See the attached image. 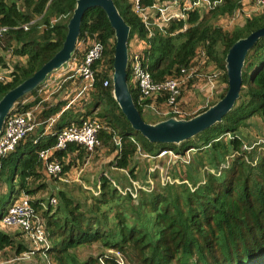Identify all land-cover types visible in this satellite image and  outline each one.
<instances>
[{
	"label": "trees",
	"instance_id": "obj_1",
	"mask_svg": "<svg viewBox=\"0 0 264 264\" xmlns=\"http://www.w3.org/2000/svg\"><path fill=\"white\" fill-rule=\"evenodd\" d=\"M75 1L22 0L25 8L20 10L16 1L0 0V26L9 27L0 37V48L25 58L24 63L13 64V70L8 73L10 81L0 82V99L61 48ZM242 1L221 0L211 11L189 12L184 22L171 21L164 31H156L151 38L146 37V30L128 0H113V3L130 26L128 37L137 33L146 40V64L154 80L180 74L196 54L204 50L205 58L221 72L225 85L228 82L224 60L228 49L236 40L264 27V8L232 30L223 29L215 21L217 17L234 13L242 6ZM152 2L141 0L140 4ZM37 16H41L40 21L24 30L23 24ZM59 16V20L49 23L50 18ZM45 24L41 30L39 25ZM80 25L78 41L85 34L95 35L103 47L101 59L94 62L95 76L89 96L92 110L84 115L87 118L99 109L96 117L103 125L97 136L99 144L116 149L112 151L120 150L115 162L119 168L128 166L139 147L152 155L171 151L185 156L189 152L184 174L190 181L158 185L149 191L139 189L138 197L132 199L130 194L122 197L116 186L103 177L99 194L91 196L90 205L59 194L57 206L48 202L44 209L42 200L30 198L35 211L45 219L48 246L38 252L45 259L43 264H92L98 259L91 257L80 262L70 250L94 241L118 254L125 264H264V146L263 151L258 148L246 151L241 132L250 126L253 117L264 118V37L247 52L239 97L222 120L179 144H163L147 142L126 121L113 99L108 72L113 71L114 30L105 12L98 7L87 9ZM3 61L0 56L2 65ZM127 73L129 76L128 69ZM106 79L108 85L104 86ZM128 84L141 116L147 104L162 102L160 98L140 101L138 90ZM225 87L206 108L225 94ZM30 105L19 106L20 111ZM206 108L179 117L187 119ZM60 109L59 105L49 107L41 119L55 115ZM64 115L62 112L60 118ZM68 124L56 123L53 128L60 131ZM40 133L30 132L14 151L0 160V186L8 187L0 191V218L23 191L30 196L38 189H27L24 179L37 176L42 165L39 152L55 141V136L48 135L33 142ZM78 147L76 143H69L66 150ZM64 155V151L55 153L58 160ZM129 170L133 172L132 168ZM194 170L201 173L198 180L193 177ZM27 249L0 229V252L8 251L4 256L7 260ZM104 263L119 264L114 255L104 257Z\"/></svg>",
	"mask_w": 264,
	"mask_h": 264
},
{
	"label": "rangeland",
	"instance_id": "obj_2",
	"mask_svg": "<svg viewBox=\"0 0 264 264\" xmlns=\"http://www.w3.org/2000/svg\"><path fill=\"white\" fill-rule=\"evenodd\" d=\"M5 1L8 3L10 2L9 0ZM14 1H16V7L18 9L23 10L22 8H25L22 6V0ZM208 1L209 5H200L195 8L193 12H208L215 9L218 2H216V0ZM242 2V6L236 9L234 13L217 17L215 21L223 29L232 30L235 27L244 25L247 18L259 14V12L264 8V3L258 5L257 1L255 0H243ZM186 18L183 20V22L186 20ZM44 26L46 27V24ZM6 53L9 54L7 57L8 60L6 59L3 61V64L4 66L10 67L11 70H13V64L20 63L18 62L19 56L14 55L12 50L3 51L0 48L2 59ZM199 57V53H197L194 59V66L197 68V70L193 74L191 73L187 76L190 69L186 68L184 72L182 71L180 74L170 76L178 79L183 78L184 80L180 89L181 94L177 100V109L180 113H169L165 115V112H167V110L171 109L172 107L165 103L164 99L161 97L154 96L149 98V100L157 101L160 98L162 102H151V105L144 109L141 117L145 122L153 123L158 121L159 118H166L168 115L174 117L177 116L176 118L184 115H192L193 113L206 108V106H208L213 99L223 92V90L226 88L225 86H227V83L224 86L225 82H222L221 73L218 72L214 66L212 67L211 63L213 62L206 59L204 62H202ZM5 63L8 64L6 65ZM0 65L3 66L1 62ZM57 71L58 70L53 71L52 73H57ZM108 73L111 77L112 73ZM49 75H47V77ZM49 79L52 81L51 78ZM75 95L76 92L72 96ZM79 98H81V96L74 97V102L80 103L81 101H79ZM78 106L79 105H75L73 109H79L77 108ZM98 112L99 109L95 110V112H93L91 115H96ZM250 121V126L241 131L242 137L245 141L244 149L247 151L249 149L258 148V150L263 151L264 118L259 119L258 117H253V120ZM118 147L120 148L121 145L118 144ZM111 150L116 149H113L112 146L109 145H101L97 148L93 147L88 149L83 146H79L76 150L68 149L64 151L65 155L58 160L62 165L61 173L57 175H48L44 169V166L41 165L37 176H29V178L24 179L27 189L30 187L34 188L36 191V188L38 187L37 191L34 194L28 196V198H34L35 200L40 199L44 203L43 205H47L50 198H54L55 205L52 206L56 207L59 202L58 200H60L59 194H62L65 197H72L74 201L80 202L81 204L90 205V201L92 199L91 196H96L99 194L102 185L100 183L102 182L101 179L103 177L114 187L116 186V188L119 190V194L122 197L130 194L132 199L136 198L137 191L139 189L149 191L151 188H156L158 185L165 186L168 183H188L190 181V179L188 180L187 176L184 174L186 165L189 163V152L185 153V156H179L173 152H168L165 154H161V152H159L156 155H152L149 153L146 154L139 147L135 154L130 158L128 166L126 168H119L115 162L117 160L116 156L120 150L115 151L113 157L109 159V153ZM130 168L133 169L132 173H130ZM194 171L193 177H195V180H198L200 178L199 174L201 173L197 170ZM197 174L198 176H196ZM16 180H18V178H16ZM16 183L17 182H14V184ZM7 188L8 187L0 186V191L4 192V190ZM24 192L25 191H23V194L19 195V197L26 196ZM40 220L45 224V219L42 217V215ZM2 226L8 229L7 226ZM16 235H18V237L16 236L15 242L22 243L23 245L29 247L30 250H34V252L29 254V250L27 249V251L18 254L11 260H7L4 257L8 251H3L2 253L0 252V264L45 263V259L39 255L40 251L35 250L34 245L30 243L23 231L17 232ZM71 252L80 262H83L91 257H95L96 259L102 257L103 262L99 260L98 262L95 261L92 264H106L104 263V257L114 255L116 260L119 261H117L119 264H125L120 256L118 258V256L114 254L112 250L110 251L104 248V246L98 241L91 242L89 245H81L76 249H71L70 253ZM6 257H8V255Z\"/></svg>",
	"mask_w": 264,
	"mask_h": 264
},
{
	"label": "built area",
	"instance_id": "obj_3",
	"mask_svg": "<svg viewBox=\"0 0 264 264\" xmlns=\"http://www.w3.org/2000/svg\"><path fill=\"white\" fill-rule=\"evenodd\" d=\"M220 1L221 0H216L218 3H220ZM255 1H257L258 5L264 3V0ZM140 2L141 0H130L133 11L139 17L141 24H143L147 31L148 38L154 36V27L163 29L164 26L171 23V21H183L189 12L193 11L198 6L204 4L209 5L208 0H184V2H180L179 0H154L150 5L144 6H141ZM32 22L33 21H29L23 25L24 30L28 29V26L32 24ZM6 30L7 27H0V37ZM79 45L85 46L83 49L84 53L77 64V72L84 80V84L78 91L77 96H81L87 89L93 88L95 76L94 62L100 58L102 53V46L94 37L92 39L85 37ZM72 55L71 58L75 60L76 52H73ZM202 55L204 54L202 53ZM146 60V51H131L128 54L127 69L129 70V76L127 84L130 82V84L138 90L139 100H144L151 96L162 97L165 103L172 107L165 112V115L179 112L177 109V100L181 94L180 89L184 81L183 78L167 77L160 81L154 80L149 72ZM192 72L193 71L190 70L187 76ZM10 80V75L2 71V67H0V82L7 83V81ZM64 82L65 79H60V75H58L55 79H52V81L48 78L45 79L40 86H42V90L45 93L52 94L58 91L63 86L62 84ZM103 84L104 86L108 85V79L104 80ZM52 85L56 86L53 90ZM23 103L21 99L17 106L13 105L12 110L4 120L2 125L3 128L0 133V160L14 151L18 142L24 140L28 134L37 127L38 122L35 119L32 109L20 111L19 106H22ZM55 116L59 115L48 117L45 121L46 129L41 133L44 137L48 135L55 136V141L51 146H48V148L41 150L38 155L48 175H57L62 171V165H60L55 156L57 151L66 150L69 143H76L87 149L93 148L97 145L98 133L103 128V125L97 118L87 116V118L80 119L81 121L77 125L72 124L68 127H64L60 131H55L53 128V124L57 119ZM41 134L35 137L33 142H36L39 137H42ZM168 152L171 153V151ZM168 152H161V154ZM54 202V198H50L49 204L55 205ZM41 205L44 209L46 208V205ZM0 223L8 227H16L20 229V231H23L30 243L34 245L35 250L40 251L48 246L46 225L40 220V215L35 211L27 196H21L13 200L7 212L1 216ZM32 252H34V250H29V254ZM116 255L118 256V254ZM99 260L103 262L102 257L98 258V261Z\"/></svg>",
	"mask_w": 264,
	"mask_h": 264
},
{
	"label": "water",
	"instance_id": "obj_4",
	"mask_svg": "<svg viewBox=\"0 0 264 264\" xmlns=\"http://www.w3.org/2000/svg\"><path fill=\"white\" fill-rule=\"evenodd\" d=\"M75 8L68 19L67 31L61 48L39 69L21 83L9 89L0 99V133L8 113L18 99L35 90L53 71L62 68L71 58L80 35L81 20L87 9L101 8L114 30L113 71L111 75L112 95L123 116L131 127L150 143H175L186 141L208 127L219 123L233 108L242 86V70L247 52L264 37V27L250 32L244 38L235 41L225 55L227 89L225 94L205 111L187 119L167 117L165 120L145 122L136 105L127 84V40L130 26L121 17L113 0H76Z\"/></svg>",
	"mask_w": 264,
	"mask_h": 264
},
{
	"label": "crops",
	"instance_id": "obj_5",
	"mask_svg": "<svg viewBox=\"0 0 264 264\" xmlns=\"http://www.w3.org/2000/svg\"><path fill=\"white\" fill-rule=\"evenodd\" d=\"M10 1V0H9ZM50 1V0H49ZM130 2V0H128ZM154 1V0H152ZM180 2H184V0H179ZM203 10V9H201ZM133 11V9H132ZM134 12V11H133ZM135 14V12H134ZM136 15V14H135ZM137 16V15H136ZM61 16L57 17V18H50L49 19V23L52 24L53 22H55L56 20H59ZM66 16H62V18H65ZM137 18L139 19V17L137 16ZM41 19V16L39 17H36L35 19H32L30 21H33L32 24L30 25H33L35 24L36 22H39ZM140 21V19H139ZM141 23V21H140ZM1 27V26H0ZM2 27H5V26H2ZM7 27V26H6ZM5 27V28H6ZM40 29H43L45 28L44 25H39ZM164 27H167L164 26ZM9 27H7L8 29ZM155 29V32L158 31H163L162 28H157V27H154ZM146 30V29H145ZM7 31V30H6ZM6 33V32H5ZM4 35V34H3ZM2 35V37H3ZM85 37L89 38V39H92L93 37L97 40L96 36L93 35V36H90L88 34H85L84 38L81 39L84 40ZM146 37H147V31H146ZM148 38V37H147ZM81 41H78L76 42V48H75V51L76 52V59L73 60L72 58L69 59V61L62 67L60 68V70L52 74H50L47 78H51V79H55L58 75H60V79H65V82L62 84L63 86L58 90L56 91L55 93H52V94H49V93H45L43 90H42V86L38 85L39 88L34 92V93H31V94H28L27 97L23 98V105H27L28 103H30L31 107L27 108L28 109H32L33 112H34V115H35V119L36 121L38 122L37 124V127L35 130L31 131V132H41L43 133L46 129V126H45V121L48 119H41L43 113L45 111H47V109L51 106H54V105H59L60 106V110L58 113H56L55 115H59V116H55L56 118V121L54 122V124L57 123V125L60 124L61 125H64V124H69L65 127H68L72 124H78V122H80L82 118H85V113L87 114V111H91L92 110V107L91 105L89 104L90 102V91L92 90L91 89H87V91H85L82 95H81V98H79V101H81L80 103H75L74 102V97L77 96V93L78 91L81 89V87L83 86L84 84V80L82 79V77L79 76L78 72H77V64L78 62L80 61L81 59V56L83 55L84 53V45H79ZM98 41V40H97ZM99 42V41H98ZM100 44V42H99ZM127 48H128V54L131 52V51H141V52H144L147 50V47H148V44L146 42L145 39H143L142 37H140L137 33H134L130 38L128 37V40H127ZM102 46V45H101ZM102 50H103V47H102ZM202 53L204 54V50L200 51L199 52V58L202 62L205 61V54L202 55ZM8 55L9 54H5L3 56V59L4 61L7 59L8 60ZM0 56L2 57V55L0 54ZM73 56V55H72ZM12 57V56H11ZM101 57V56H100ZM196 57V56H195ZM195 57L193 58V60L190 62L189 66L188 67H185L181 70L182 71H185L186 68L192 70V74L194 72H196L197 68L194 66L195 63H194V59ZM19 61L20 62L19 64H22L25 62V58L24 57H18ZM98 60V59H97ZM207 60V59H206ZM8 62V61H7ZM6 65L8 63H5ZM212 64V67L215 65L213 63ZM95 66V65H94ZM2 67V71L6 72V74H8L11 70L10 67H7V66H0ZM190 67V68H189ZM219 72V71H218ZM221 73V72H220ZM219 73V74H220ZM46 78V79H47ZM50 80V79H49ZM223 85V83H222ZM53 86V85H52ZM225 86V85H224ZM56 86H53L52 87V90L55 89ZM76 92V95L75 96H72L74 95V93ZM153 96L151 97H147L146 99H149V98H152ZM144 99V100H146ZM141 101V100H140ZM69 104V106H68ZM79 105L77 108L79 109H73V107L75 105ZM149 105H151L150 103L147 104V106L145 108H147ZM69 107V108H68ZM97 110V109H96ZM151 111V110H150ZM62 112L65 113V115L60 118L62 115ZM95 112V111H94ZM53 116V115H52ZM87 116L89 117H92V118H97L96 115H91V114H88ZM99 119V118H97ZM74 121H77L76 123ZM53 124V125H54ZM40 133V134H41ZM30 134V133H29ZM42 137H44V135L41 134ZM81 146V145H79ZM101 144H99V141L97 143V145L95 146L96 148L97 147H100ZM84 147V146H83ZM94 147V148H95ZM86 148V147H85ZM65 151V150H64ZM115 151H110L109 153V159H111L114 155ZM57 158V157H56ZM58 160V159H57ZM61 165V164H60ZM23 194V193H21ZM27 196V195H26ZM28 197V196H27ZM42 204H44L43 202H41ZM8 227V226H7ZM0 229H2L3 231H5L12 239L13 241L16 240V236L18 237V235H16L17 232H21L20 229L16 228V227H8V229H6L4 226H2V224L0 223ZM30 244V243H29ZM28 250H30L29 247H27Z\"/></svg>",
	"mask_w": 264,
	"mask_h": 264
}]
</instances>
